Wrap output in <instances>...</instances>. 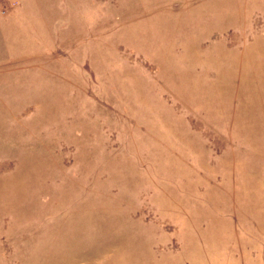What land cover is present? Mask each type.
Segmentation results:
<instances>
[{"label": "rangeland", "instance_id": "rangeland-1", "mask_svg": "<svg viewBox=\"0 0 264 264\" xmlns=\"http://www.w3.org/2000/svg\"><path fill=\"white\" fill-rule=\"evenodd\" d=\"M0 264H264V0H0Z\"/></svg>", "mask_w": 264, "mask_h": 264}]
</instances>
